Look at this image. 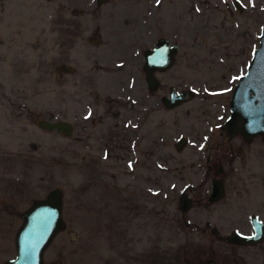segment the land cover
<instances>
[{
  "label": "rangeland",
  "instance_id": "1",
  "mask_svg": "<svg viewBox=\"0 0 264 264\" xmlns=\"http://www.w3.org/2000/svg\"><path fill=\"white\" fill-rule=\"evenodd\" d=\"M186 1L107 0L87 13L76 0H0V264L14 254L20 213L52 187L62 190L63 224L43 264H264V239H223L250 232L251 213L264 222L263 140L238 137L235 155L214 153L204 171L264 0H252L254 13L248 0L232 13L192 0L187 15ZM158 36L178 49L150 92L141 52ZM168 85L193 96L157 104ZM40 117L70 121L71 134L39 128ZM219 163L224 194L209 202ZM182 191L192 197L184 211Z\"/></svg>",
  "mask_w": 264,
  "mask_h": 264
},
{
  "label": "water",
  "instance_id": "2",
  "mask_svg": "<svg viewBox=\"0 0 264 264\" xmlns=\"http://www.w3.org/2000/svg\"><path fill=\"white\" fill-rule=\"evenodd\" d=\"M176 51V42L169 44L168 39L163 36L158 37L153 45L145 50L143 69L150 89L156 85L152 72L170 67ZM190 96L191 90L175 91L170 86L168 95H163L161 100L164 107L169 108ZM35 122L44 130H54L63 135H70L72 132V123L67 120L38 118ZM223 129L227 138L238 133L244 140L259 136L264 142V20L259 29L257 46L252 50L244 72L237 77L231 89ZM223 194L222 181L213 178L207 200H218ZM61 195V188L52 187L43 197L31 201L20 213L21 223L14 233V254L2 264H43V251L63 224ZM188 203L189 197L185 192H181L178 196L179 209L185 210ZM248 221L251 227L249 233L233 229L224 235L223 239L236 245L261 242L264 239V222L253 213L249 214Z\"/></svg>",
  "mask_w": 264,
  "mask_h": 264
},
{
  "label": "flooded vegetation",
  "instance_id": "3",
  "mask_svg": "<svg viewBox=\"0 0 264 264\" xmlns=\"http://www.w3.org/2000/svg\"><path fill=\"white\" fill-rule=\"evenodd\" d=\"M107 0H76V2H75V4L78 6V7H80V9H83L84 10V12H87V13H93L94 11H96V9H97V7H99L101 4H103L104 2H106ZM154 1V5H155V7L157 8V9H159L160 8V6H161V3H162V0H159V2H158V0H153ZM192 0H187L186 2H185V8H184V13L187 15V13L188 12H191L192 11V2H191ZM205 2V9L206 10H213L214 9V7L210 4V0H204ZM221 2H220V4H219V6H222L223 8H225L226 10H227V12L228 13H232V10L233 11H242L243 10V6L240 4V2L238 1V0H220ZM227 2V4H224V2ZM249 1V11L250 12H253L254 13V4L252 3V0H248ZM175 9V8H174ZM252 13V14H253ZM15 14L12 12L11 13V15H10V24H12V25H14V23H15ZM14 29V28H13ZM158 37H160V36H158ZM157 37V38H158ZM165 37V36H164ZM156 38V39H157ZM165 38H167V37H165ZM155 39V40H156ZM168 39V38H167ZM172 42H175V41H169V43H172ZM154 43V42H153ZM153 43H152V45H153ZM151 45V46H152ZM149 48V47H148ZM147 48H145V49H143V51L141 52V56H142V62H141V72H142V77H143V79H144V82H145V86H146V88L150 91V92H152V91H155L156 89H157V87L159 86V80H158V78H157V76H156V73L157 72H160V71H153L152 72V74L154 75V78L156 79V85H155V87L153 88V89H150L149 87H148V84H147V82H146V72H145V70L143 69V64H144V52H145V50H146ZM173 62H174V60L172 61V64H173ZM171 64V65H172ZM170 86H172V85H168V92H167V94H160V96H158V98H156V103L158 104V103H161L162 104V100H161V98H162V96L163 95H168V93H169V87ZM173 88H174V90L175 91H181V90H184L185 92L187 91V90H191L190 88H186V89H176L174 86H172ZM232 89V88H231ZM192 91V90H191ZM230 93H231V91H230ZM186 94V93H185ZM192 96H193V91H192ZM192 96H190V97H192ZM230 96V95H229ZM190 97H186V99H188V98H190ZM186 99H184L183 101H185ZM183 101H181V102H183ZM180 102V103H181ZM163 105V104H162ZM164 106V105H163ZM175 106V105H174ZM227 110H228V103H227ZM228 113V112H227ZM140 115V114H139ZM141 116H142V114H141ZM140 116V117H141ZM140 117H139V119H140ZM40 118H42V117H40ZM225 118V117H224ZM224 118H223V120H224ZM38 119V118H37ZM44 119H47V118H44ZM48 120H54V119H48ZM36 121V120H35ZM36 123V122H35ZM221 127H222V133H223V135H224V138L222 139V140H220L219 142H217L216 143V147H217V149L213 152L212 151V149H210V151L209 152H207V149H206V152H205V157H204V162L206 163V166H207V168L206 169H204V171L205 172H208L209 170H210V167H209V162L211 161V159L213 158V154L214 153H216L217 154V156H218V160L219 161H221L222 160V158L224 157V155L226 154V151H229L230 152V154L232 155V157L235 155V153L240 149V146H239V144H238V137L240 138L241 137V135L240 134H238V133H235V134H233L232 136H230L229 138H227L226 136H225V133H224V129H223V121H222V123H221ZM72 129H73V124H72ZM117 135H115V133L114 134H112L111 136H110V138L108 137H106L105 138V141H106V143L107 144H109L112 148H114L115 147V143H113L112 144V142H114V138L116 137ZM184 141V139H183V137L182 136H179L178 138H177V144L178 145H180L182 142ZM232 141V142H231ZM128 142V141H127ZM111 143V144H110ZM110 150V149H109ZM126 151H128V149H126ZM130 152V151H129ZM209 153V154H208ZM128 156V155H127ZM127 156H126V161H127ZM216 171L217 172H219V175L218 176H211L210 177V179H209V191H210V186H211V180L213 179V178H219L221 181H222V184H223V174H224V171H223V166L219 163L218 165H217V167H216ZM224 188V187H223ZM209 191H208V193H209ZM182 192H185V191H182ZM186 193V192H185ZM208 193H207V195H208ZM186 195L189 197V203H188V206H189V204H190V202L192 201V197L191 196H189L187 193H186ZM207 195H206V200H207ZM207 201H209V200H207ZM215 201V200H214ZM209 202H211V201H209ZM188 206H187V208H188ZM184 211V210H183ZM226 235V234H225Z\"/></svg>",
  "mask_w": 264,
  "mask_h": 264
},
{
  "label": "snow or ice",
  "instance_id": "4",
  "mask_svg": "<svg viewBox=\"0 0 264 264\" xmlns=\"http://www.w3.org/2000/svg\"><path fill=\"white\" fill-rule=\"evenodd\" d=\"M158 2H159V0H158ZM130 167H131V165H129Z\"/></svg>",
  "mask_w": 264,
  "mask_h": 264
}]
</instances>
